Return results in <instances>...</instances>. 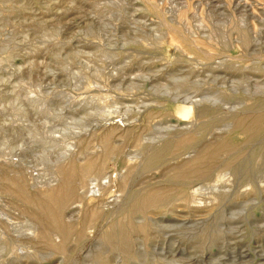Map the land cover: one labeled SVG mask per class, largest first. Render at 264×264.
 Segmentation results:
<instances>
[{"label":"rangeland","instance_id":"374dc122","mask_svg":"<svg viewBox=\"0 0 264 264\" xmlns=\"http://www.w3.org/2000/svg\"><path fill=\"white\" fill-rule=\"evenodd\" d=\"M0 264H264V0H0Z\"/></svg>","mask_w":264,"mask_h":264},{"label":"bare ground","instance_id":"6f19581e","mask_svg":"<svg viewBox=\"0 0 264 264\" xmlns=\"http://www.w3.org/2000/svg\"><path fill=\"white\" fill-rule=\"evenodd\" d=\"M187 96V95H186ZM92 167L93 165L90 164ZM108 178V177H107ZM95 181V180H94ZM96 182V181H95ZM108 183V182H107ZM104 184V183H103ZM109 184V183H108ZM98 185V184H97ZM65 188V187H64ZM64 188H61L60 191L58 192H49L48 197H47V201L45 202L44 206L47 208L52 207L51 210H53L54 205H59L61 203H64L63 205L65 206V202L67 199V195H66V190H64ZM94 189V188H93ZM95 191V190H94ZM139 198V197H138ZM154 200V199H153ZM130 206V205H128ZM128 209V208H127ZM123 213V212H122ZM125 213H123L124 215Z\"/></svg>","mask_w":264,"mask_h":264}]
</instances>
